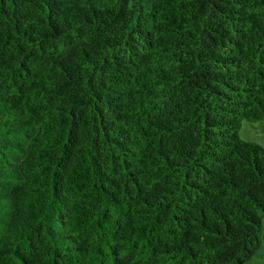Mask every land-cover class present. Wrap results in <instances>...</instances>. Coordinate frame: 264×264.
<instances>
[{
	"label": "trees",
	"instance_id": "1",
	"mask_svg": "<svg viewBox=\"0 0 264 264\" xmlns=\"http://www.w3.org/2000/svg\"><path fill=\"white\" fill-rule=\"evenodd\" d=\"M264 0H0V264H263Z\"/></svg>",
	"mask_w": 264,
	"mask_h": 264
},
{
	"label": "rangeland",
	"instance_id": "2",
	"mask_svg": "<svg viewBox=\"0 0 264 264\" xmlns=\"http://www.w3.org/2000/svg\"><path fill=\"white\" fill-rule=\"evenodd\" d=\"M241 140L249 143H254L261 146L264 149V122L249 123L243 121L238 133ZM259 251L262 254L261 261L264 264V234Z\"/></svg>",
	"mask_w": 264,
	"mask_h": 264
}]
</instances>
